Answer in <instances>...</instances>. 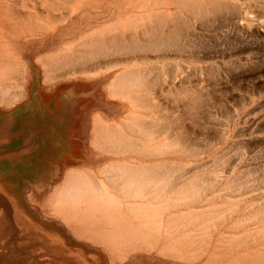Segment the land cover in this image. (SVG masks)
Wrapping results in <instances>:
<instances>
[{"label": "bare ground", "instance_id": "1", "mask_svg": "<svg viewBox=\"0 0 264 264\" xmlns=\"http://www.w3.org/2000/svg\"><path fill=\"white\" fill-rule=\"evenodd\" d=\"M35 76L0 115V264H264V0H0V108ZM80 79L105 163L39 202L72 246L12 193L69 139L79 95L52 113L41 83Z\"/></svg>", "mask_w": 264, "mask_h": 264}, {"label": "rangeland", "instance_id": "2", "mask_svg": "<svg viewBox=\"0 0 264 264\" xmlns=\"http://www.w3.org/2000/svg\"><path fill=\"white\" fill-rule=\"evenodd\" d=\"M27 58L30 61H35L36 54L28 55ZM35 79L36 76L29 84L30 95L28 99L19 103L12 109L1 107V116H9L11 113L24 107V104H26L31 98ZM105 84L106 82L99 83L97 81L80 79L70 82H60L50 89L48 85L41 83L38 96L41 98L44 106L51 109L52 113L60 111L62 106L61 98L71 88L74 87L76 93L79 95L72 122L67 126L68 130L66 134L69 139L65 148H58L52 151L48 155L46 163H42V166L40 167L42 172L45 171L47 167H56L57 169L55 176L51 177L47 174H42L43 177L48 179V187L39 191L30 180L21 178L18 190L12 193L13 197L18 199V207L20 206L22 210H25L27 214L32 216L34 220L38 221V223L45 224L49 229L52 228L57 231L59 230L60 233L67 237V243L72 246L82 245L83 243L75 242L73 238L69 236L67 230L59 226L61 225L59 220L51 218L49 214L39 207V202L42 201L45 195L50 193L55 186L63 181L67 170L81 166L98 167L105 163L104 161L91 159L92 150L90 149L88 131H86L85 128V121L89 119L95 109L101 108L102 103L106 101L105 93L103 91ZM20 143V141H13L8 145V148H15L19 146ZM14 184L15 182L12 179L5 182L6 187L10 189ZM41 258H45V256H41ZM46 260L47 259H42V262ZM104 264H107L106 258H104ZM151 264L155 263L153 262Z\"/></svg>", "mask_w": 264, "mask_h": 264}]
</instances>
